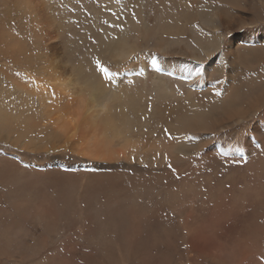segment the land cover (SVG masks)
I'll return each instance as SVG.
<instances>
[{
	"label": "bare ground",
	"instance_id": "bare-ground-1",
	"mask_svg": "<svg viewBox=\"0 0 264 264\" xmlns=\"http://www.w3.org/2000/svg\"><path fill=\"white\" fill-rule=\"evenodd\" d=\"M99 1L125 16L97 40L105 60L130 66L111 81L74 57L47 0H15L18 14L31 12L41 26L32 42L1 16L0 55L27 73L0 66L4 98L20 100L0 103V137L25 151L68 154L43 168L0 155V264H264V0ZM221 27L252 30L226 40ZM224 45L227 63L205 64L209 78H225L219 96V85L191 81L198 62ZM186 63L193 76L183 74ZM147 97L152 115L178 113L164 137L150 132V145L134 133ZM259 114L244 152L214 142ZM192 155L179 174L174 158Z\"/></svg>",
	"mask_w": 264,
	"mask_h": 264
},
{
	"label": "rangeland",
	"instance_id": "rangeland-1",
	"mask_svg": "<svg viewBox=\"0 0 264 264\" xmlns=\"http://www.w3.org/2000/svg\"><path fill=\"white\" fill-rule=\"evenodd\" d=\"M10 1L11 2L9 4H6L5 0H0V24L2 21L1 16L3 15V17L5 18V21H7L6 26L8 28H10V30L14 34H16L17 36H20L22 38H27V39L31 40L30 42H32L35 27L38 30L41 28V26H39V25L35 26V22L33 21V17H32L31 12H28L27 10H23V11H21L20 14H18L19 12L17 9V5L15 3V0H10ZM194 1H196V3L194 2V7H197V5H200L201 3L205 2L204 0H194ZM47 2L49 3L48 6L51 8V11L61 19L63 26L67 28V32H66L67 34L65 33V35H66L67 39L70 41V47L72 49L71 51L72 52L74 51L73 52L74 57L77 56L76 58L79 60V62L80 61L82 62L84 60L85 61L90 60L91 63L93 65H95L96 64L95 62L97 60H99L103 66L107 67L109 69V71L114 73V74L121 73V71L126 70L127 68L130 67L129 64H125L122 67H119V66L115 65L114 63L105 60L102 57V55L97 51V48H96V45L98 42L97 41L98 37L100 36L101 33H104L103 30L105 29V27H110L109 25H112L111 26V28H112L115 26L113 23L114 19L117 18V19H120L119 21H121L125 17V16L121 15L122 12L118 13V11L117 12L116 11L115 12L110 11V10H114V9L107 8V5L104 6V4L100 3L99 0H47ZM204 4H207V3H204ZM218 4H220V3L217 1L215 6ZM94 11L99 15L98 17L96 16L98 18V20L94 19V18H96ZM96 21H98V22H96ZM95 27H97V28H95ZM222 28L223 27L220 28V33L225 35L226 40L231 38V36L235 33H237V34L239 33V36H243L244 32H250V30H252L251 28L250 29L245 28V30L242 29L239 31H232V32L230 31L229 32V31L225 30L224 28L223 29ZM31 48H33V47H31ZM150 51L153 52V50H147V53H150ZM141 53L142 52H140L139 55ZM224 54H225V45H224V47H221L218 49L217 55L213 54L207 60H204V61L200 60L201 62L200 61L198 62L199 65L195 69V71H196L195 72V74H196L195 79L196 80L191 81V83H195V86H199V87H201V89L204 88L206 85H211V86L219 85L218 91H219V96H220L222 94V90H223V86H224L223 82L225 81V78H222V76H215L213 78L212 77L209 78L207 76L205 68H206L207 64H209L213 61L212 60L213 58H215L214 59L215 62H218L220 64L224 63V60L227 63V58H226L227 56L223 57ZM0 56H1L0 66L5 65L6 69L12 70V73H14L15 75L21 76L23 79L26 77L27 68L22 67V66L18 67L17 65H12L9 57H6V59H5L4 56H2V55H0ZM156 60H159V57H157ZM12 66H14V67H12ZM189 66H190V64L187 65V63H186L182 72L184 75L190 74L193 76L194 73L190 70ZM213 67H214V65L212 66V68ZM197 75H198V77H197ZM2 80L3 79H2L1 70H0V85H3L1 82ZM4 82H5V80H4ZM8 84H9L8 82H5L4 86L9 88L10 86H8ZM186 86H188V84ZM175 87L183 99L186 96V94L184 92L185 88L182 89L178 84H176ZM3 93H4L3 89H0V100H1L0 103L3 102V103H10L11 104L13 102L11 104V107H14V104L15 103L17 104L20 101L17 97L18 94H13L11 96L12 98L11 97L4 98L5 95H3ZM197 95H198L197 98H199V99L202 98V95H199V94H197ZM203 100L205 102V104L203 106H205L207 103L209 104L208 98H204ZM152 104H153L152 98L147 97L145 99V104H144L145 105V111L143 112V114L140 115L141 120H143L145 123L141 127H137V126L134 127V133H140L138 135L139 136L141 135V137L143 136V138H145V139L142 138V142L145 145H150L152 140H154V136L153 135L150 136L152 133H154V135H156L157 137H158V135L161 137H164L167 132L169 133L170 130L174 129L171 127H173L175 125L176 116H178L177 111L175 113L171 114V116H169L168 110H165L164 107L157 108L158 112L156 114L154 113V115H152L151 114V112L153 111ZM154 112H155V109H154ZM32 114H34V112H32ZM260 115L261 114L256 116L255 119H253V120H250L248 122H242L241 124L237 125V129L235 128L234 133H232L233 131L229 132L228 130L223 131L221 133V135H219V136L217 135L214 142L225 143L227 146V149L232 150L234 152H244L245 151L244 142H245L246 134L251 132L252 125H253L254 121L259 119ZM150 132H152V133L150 134ZM174 138H176V137H174ZM20 148H21L20 146L13 144L11 142V140L0 137V155L1 154L7 155L11 159L18 161L19 163L26 165L27 167L35 166V167L43 168L42 166H46L47 165L46 163L49 162L50 160L52 161V159H53L52 157L56 156L58 153L63 154V156L68 154V152H64V151H53V152H46V153L30 152V151L22 150ZM147 150L148 149H145V151H147ZM146 155L147 156H143V157H144V160L148 166V167L146 166L145 170L148 172L149 165L152 163V158H151L152 156H149L148 153H146ZM194 158L196 159L197 155H192L191 157L174 158V161H173L174 169L179 174L181 173L183 175L185 173L186 169L191 168L192 165H194V163L196 162V161H194L195 160ZM56 160L60 163H58L55 166L61 167V164L65 162V157H63V158L59 157ZM78 163L81 164L82 166L85 165L88 168L89 167L97 168L100 165V164L98 165V163L92 162V161H86V162L80 161ZM120 164L122 166L121 169L126 170L129 173H132L135 170V167L132 165V163H128V161H127V164H129V165L125 164L124 161H121ZM71 169H73V168L71 167ZM179 176H181V175H179ZM29 242L31 243L32 241L29 240ZM57 245H58V247H60L61 243L57 244ZM45 255H46V252L45 251L42 252L38 256L37 260H40V258H43ZM31 261L34 262L33 260H28L26 262H22L19 260H17V261L16 260L15 261L14 260H5V264H31L32 263Z\"/></svg>",
	"mask_w": 264,
	"mask_h": 264
},
{
	"label": "snow or ice",
	"instance_id": "snow-or-ice-1",
	"mask_svg": "<svg viewBox=\"0 0 264 264\" xmlns=\"http://www.w3.org/2000/svg\"><path fill=\"white\" fill-rule=\"evenodd\" d=\"M95 63L97 70L102 74L106 81H111L114 78L115 74L110 72L107 67L103 66L99 60H97Z\"/></svg>",
	"mask_w": 264,
	"mask_h": 264
}]
</instances>
